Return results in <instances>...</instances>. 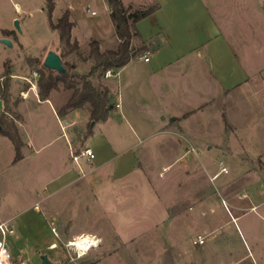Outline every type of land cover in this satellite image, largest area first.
Listing matches in <instances>:
<instances>
[{
  "label": "rangeland",
  "instance_id": "374dc122",
  "mask_svg": "<svg viewBox=\"0 0 264 264\" xmlns=\"http://www.w3.org/2000/svg\"><path fill=\"white\" fill-rule=\"evenodd\" d=\"M250 2V14L260 13L262 23L245 26L244 41L233 35L229 44L248 80L232 99L219 96L205 103L198 117L204 131L203 139L195 142L198 154H182L189 148L183 139L164 142L160 133L135 136L129 130L135 126L113 125L124 137L117 149L130 145L138 155V169L118 177L112 174L113 161L100 166L78 155L86 147L81 134L94 123L89 116L84 120V107L72 110L76 124L60 128L54 107L64 103L71 90L59 83L50 92L53 110L34 94L40 72L55 76L56 71L49 74L42 65L47 51L55 47L74 64L69 72L89 70L92 60L78 55H88L86 41L97 27L111 28L105 1L54 3L53 22L69 3L73 5L76 25L71 35L81 44L67 52L50 28L47 0H0V39L11 42L7 46L0 41V102L8 84L0 107L5 120L17 125L24 143L22 157L13 161V144L0 134V221L13 228L4 240L14 258L25 264H41L42 255L53 264H252L256 258L264 264V208L250 209L251 203L264 202V9L258 7L264 8V0ZM4 61L12 72L7 79ZM24 77L36 86L22 98L20 91L30 85ZM103 77L95 75L92 81L103 84ZM233 204L242 209L236 211ZM235 215L240 216L234 220ZM83 234L100 243L84 252L66 245ZM197 234L203 236L202 244L192 243Z\"/></svg>",
  "mask_w": 264,
  "mask_h": 264
},
{
  "label": "crops",
  "instance_id": "0c3cea01",
  "mask_svg": "<svg viewBox=\"0 0 264 264\" xmlns=\"http://www.w3.org/2000/svg\"><path fill=\"white\" fill-rule=\"evenodd\" d=\"M56 1L54 0L55 4ZM23 2L26 3V0ZM121 2L132 9H142L153 4H157L158 7L136 23L141 38L150 44L148 60L142 57L147 51L139 53L123 66L113 69L112 81L111 75L103 77V84L109 90L114 107L105 120L93 123L91 133L84 141V146H89L94 152V158L88 162H95L101 166L113 161L112 174L118 177L138 169L136 164L138 155L133 152L130 145L117 149L119 143L124 141V137L121 133H115L113 125L121 126L126 123L125 125L129 124V127L135 126L134 129L129 128L135 136L140 133L149 137L160 133L164 135V142H181L183 139L189 143V148H185L182 154L192 151L198 154L195 142L203 139L204 132L203 122L198 121V117H201L205 103L219 96L224 101L232 99L236 88L248 80L245 70L237 64L233 50L229 46L230 39L233 35H238V39L244 41L245 34L242 31L245 26H250L254 22L262 23L260 13L254 11L253 15L250 14L254 10L250 0H121ZM14 6L16 9L19 8L17 4ZM258 7L264 9L261 4ZM41 9L43 10V7ZM65 10L69 11L70 20L73 22L72 30L76 25L73 5L69 3L61 14ZM111 24V28L103 30L97 27L95 34L86 41V45L91 39H96L101 49H114L118 44V38L112 21ZM3 30L9 31L4 28ZM71 38L81 44L76 37L71 35ZM139 42L138 37L131 39L132 45ZM53 50L57 52L56 47ZM85 71L87 70L83 73ZM205 85L208 86L207 92ZM34 94L38 96L37 93ZM38 99L40 102L48 103L52 110L55 108L49 99L41 100L39 96ZM84 108L88 109L86 106ZM85 109L84 120L89 116V111L87 113ZM54 110L56 113V108ZM72 110L61 117L56 113L61 129L64 126L69 129L70 125L76 124L74 117H71ZM228 110V106L223 109L225 114ZM226 117L227 114L224 116V120L227 121ZM177 146V151H180V143ZM115 157H119V162ZM71 172L74 170L68 171ZM238 195L243 196L244 193ZM233 206L236 211L242 209L234 204ZM257 206L264 208V202L251 203L250 209ZM239 216L235 215L233 219L236 220ZM252 262L258 264L256 258H252Z\"/></svg>",
  "mask_w": 264,
  "mask_h": 264
},
{
  "label": "trees",
  "instance_id": "16d2710c",
  "mask_svg": "<svg viewBox=\"0 0 264 264\" xmlns=\"http://www.w3.org/2000/svg\"><path fill=\"white\" fill-rule=\"evenodd\" d=\"M109 8V17L113 23L115 35L118 38V44L114 49L100 50L99 41L91 39L88 42L89 52L87 56L78 55L81 60L91 59L89 70L85 73L74 74L68 72L60 74L55 72V76L44 77V72H40L37 79L38 96L41 100L49 99V94L52 90L58 89V84L62 83L64 89L71 90L68 98L61 105H56V113L58 116H64L69 110L82 108L87 105L89 110L90 121L105 120L109 111L114 107L111 95L108 88L101 82L93 83L92 77L95 75L99 78L102 76L106 69H117L126 64L133 56L148 51L150 44L145 42L136 27V23L141 18L153 12L158 5L153 4L142 9H132L130 6H125L121 0H105ZM54 6V0H47V14L49 18L50 28L57 33L58 39L64 42L68 47L67 52L75 51L78 48L76 40L70 42V30L73 22L70 20L69 11L65 10L61 16L53 22L50 19L51 11ZM8 33V31L3 30ZM138 37L140 42L137 45L131 44V39ZM63 64L68 66L72 71L74 64L64 60V56L59 54ZM50 74L51 70L46 69ZM10 69L6 61L4 62L3 76L5 79L10 77ZM7 76V78H6ZM8 84L5 82L1 100L2 105L6 101V91ZM4 111L0 107V134L7 136L13 144L15 155L13 161H17L22 157L21 147L23 141L21 140L17 126L5 120ZM92 125L90 122L87 129L82 136L85 140L91 133Z\"/></svg>",
  "mask_w": 264,
  "mask_h": 264
},
{
  "label": "built area",
  "instance_id": "2783aa9c",
  "mask_svg": "<svg viewBox=\"0 0 264 264\" xmlns=\"http://www.w3.org/2000/svg\"><path fill=\"white\" fill-rule=\"evenodd\" d=\"M86 10L90 11L91 14L95 13V11H92V10L89 9L88 5L86 6ZM147 53H148V51L145 52L143 54V56H142L144 60H148ZM31 74H32L33 77H37V75H38V73L34 69L31 70ZM112 74H113V69L109 68V69H106L104 71L103 76L104 77H108V76H110ZM24 79L30 85L27 87V90L20 92V95L22 97H26L27 96L28 89H35V86H36L35 82L31 81L27 77H24ZM78 155L86 156V158L88 160H91V159L94 158V152L89 146L84 147L83 150ZM78 155H73V158L76 159ZM164 169L165 168H163V170ZM222 171H226V168L223 167ZM12 233H13V228H12L11 224H9L8 222H5V221H0V250H2L4 252V255L7 257L6 260L0 261V264H25V260H23L21 258L20 259L14 258L13 255L11 254L8 246L6 245V242H5L4 238H5V236L7 234H12ZM80 237H82V235L77 236V237L73 238L72 240H69L66 245L68 247H70V248H73L76 252H80V251L84 252V251H86L91 246L84 250V249H79L78 246L76 245V242L78 240L81 241V240L85 239L84 237H82V238H80ZM90 239H92V238H90ZM203 242H204V239H203V236L201 234H197L192 239V243L195 244V245L202 244ZM54 245H55V243H52L51 247L54 246ZM92 246H94V245H92Z\"/></svg>",
  "mask_w": 264,
  "mask_h": 264
},
{
  "label": "water",
  "instance_id": "95a60500",
  "mask_svg": "<svg viewBox=\"0 0 264 264\" xmlns=\"http://www.w3.org/2000/svg\"><path fill=\"white\" fill-rule=\"evenodd\" d=\"M14 24H15L14 25L15 28L17 30H20L18 20H15ZM0 41L2 43L6 44L7 46H11V42L7 38H1ZM42 65L46 69L54 70L60 74H66L69 72V67L63 64V61H62L60 55L54 50L47 51V53L45 54V56L43 58ZM0 105H1V102H0ZM41 264H53V262H51L46 255H42L41 256Z\"/></svg>",
  "mask_w": 264,
  "mask_h": 264
},
{
  "label": "bare ground",
  "instance_id": "6f19581e",
  "mask_svg": "<svg viewBox=\"0 0 264 264\" xmlns=\"http://www.w3.org/2000/svg\"><path fill=\"white\" fill-rule=\"evenodd\" d=\"M82 237H84L85 239L81 240V241H77L76 245L78 246L79 249H87L90 246L94 245V240L90 239V237L88 235H82ZM80 237V238H82ZM74 244V243H73Z\"/></svg>",
  "mask_w": 264,
  "mask_h": 264
},
{
  "label": "clouds",
  "instance_id": "9594fccd",
  "mask_svg": "<svg viewBox=\"0 0 264 264\" xmlns=\"http://www.w3.org/2000/svg\"><path fill=\"white\" fill-rule=\"evenodd\" d=\"M92 239L94 240V244H99L100 240L98 238L92 237ZM84 253H80V255H83ZM7 257L4 255V252L2 250H0V261H4L6 260Z\"/></svg>",
  "mask_w": 264,
  "mask_h": 264
}]
</instances>
